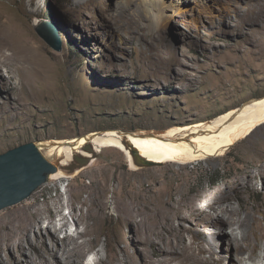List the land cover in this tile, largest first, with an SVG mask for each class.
I'll return each mask as SVG.
<instances>
[{
  "label": "rangeland",
  "instance_id": "rangeland-1",
  "mask_svg": "<svg viewBox=\"0 0 264 264\" xmlns=\"http://www.w3.org/2000/svg\"><path fill=\"white\" fill-rule=\"evenodd\" d=\"M99 1L94 6L84 0H0V11L31 12L28 27L47 54L43 78L48 85L44 92L25 101L19 99L20 93L9 96L0 86V154L29 142L41 144L93 131L161 134L173 125L209 121L264 96V20L243 27L236 18L239 13L252 16L257 0H176L182 11L179 9L169 24L166 19L151 25L148 36V30L137 27V21L131 19L129 24L124 19L129 16L121 11L117 15L120 0ZM43 19L56 23L62 51L53 49L37 33L35 25ZM130 27L135 30L130 32ZM41 149L48 156V151ZM148 159L136 157L134 169L123 151L97 149L90 143L76 152L69 164L64 165L62 159L54 162L65 171L63 179L49 180L30 197L0 210V219L27 204L39 201L43 207L47 203L44 223L30 236L40 248L54 243L53 231H46L50 221L58 226L66 222L58 233L60 238L72 234L88 243L86 253L96 255L84 264H125L127 247L141 264L137 228L142 216L137 215L133 223L123 222L115 203L129 198L130 183L154 192L168 189L158 180L171 177L176 187L187 182L199 192L227 183L232 190L233 182L246 176L242 167L254 165V188H244V198L250 207L264 199V174L257 167L264 163V125L232 146L228 154L187 167ZM127 173L129 179L125 180ZM167 198H174L176 207L182 201L180 193ZM234 205L241 207L239 201ZM91 211L102 216L97 234L82 236L88 225L78 219ZM258 216L264 223V213L258 212ZM174 224L178 227L180 220ZM212 230L220 231L219 252L229 257L227 230ZM164 233L168 235L167 230ZM192 241V234L186 232V243ZM23 243L38 257L30 240L24 237ZM257 243V249L247 250L246 256L264 262V237ZM154 250L155 246L148 247V254ZM3 257L9 264H27L16 263L24 255L11 248H5ZM50 258L55 264L57 258Z\"/></svg>",
  "mask_w": 264,
  "mask_h": 264
},
{
  "label": "bare ground",
  "instance_id": "bare-ground-1",
  "mask_svg": "<svg viewBox=\"0 0 264 264\" xmlns=\"http://www.w3.org/2000/svg\"><path fill=\"white\" fill-rule=\"evenodd\" d=\"M84 1L85 4L94 6L100 2ZM175 1L120 0L117 15L121 11L122 14L129 16L130 19L124 17L129 24L131 19L137 21V27L148 30L146 32L148 36L152 33L151 25L159 24L166 19L169 20L167 22L169 24L172 16L182 9L178 5L180 1L177 3ZM31 16V12L25 9H20L19 13L12 10L0 11V86L9 96L12 92L20 93L19 99L23 101L31 99L32 94L39 95L41 90L48 87L43 78L47 70V54L29 30L28 21ZM236 18L242 22L243 27L259 25V21L264 20V0L256 1L252 16L239 13ZM142 20L145 23H142ZM134 30L133 27L129 28L130 32ZM262 125L264 96L231 108L209 121L173 125L167 128V132L161 134L145 131L141 134L116 130L101 133L93 131L83 136L52 139L39 145L48 151L51 161L62 159L64 165L75 158L76 152L93 143L97 149L112 147L123 151L134 169L136 157L142 156L152 161H171L187 167V164L208 157L228 154L232 146L248 138ZM125 137L129 139L127 144L124 143ZM237 159L245 157L238 156ZM257 167L261 174H264V163L258 164ZM252 169L257 168L254 165L242 167L241 171L246 176L238 177L232 184V190L227 183L226 186H215L213 189L199 192L195 186H189L187 182H182L176 187L171 177L158 180L159 183L167 184L168 189L160 188L154 192L146 188H136L130 183L129 198L123 203L115 200V203L117 210L121 212L123 222L133 223L137 215L142 216L138 224L139 230L137 228L139 253L142 256L140 263L172 264L173 261H178L176 264H226V262L236 264L239 261L240 264H264L261 258L257 260L253 255L246 256V251L254 252L257 249V240L264 237V223L258 216V212L264 213V199L250 207L243 194L244 188H254L255 172H252ZM128 175L129 173L123 179L128 180ZM65 176L63 168L58 166L57 172L52 174L49 180L58 181ZM176 193L182 196L178 207L175 206L174 198L172 200L167 198V195L173 196ZM192 193L196 194V197ZM235 201H239L240 208L234 205ZM226 202L229 204L223 205ZM46 204L42 207L41 203L36 201L21 207L13 214L1 217L0 264H9L3 257L6 247L24 255L22 261L16 260V263L52 264L50 258L52 256L57 258L55 264H84L88 261L90 255L86 253L88 246L86 241L81 242L78 237L68 233L64 238L58 235L67 225L66 222L58 226L57 222L50 221L46 227L47 232L53 231L54 243L51 246L47 245L42 249L31 238L36 227L44 223V214L49 209ZM222 214L227 217H222ZM195 215L198 217L194 218ZM101 219L102 216L94 211L82 219L79 218V221L84 220L88 225L87 230L81 232V235L97 234L98 222ZM176 219L180 220L178 227L174 224ZM90 220L93 221V225L90 224ZM228 227L232 230L228 231ZM212 228L227 230L229 257L220 254V231H213ZM165 230L168 231V235H165ZM186 232L193 236L191 244L186 243ZM24 237L30 240L32 248L37 249L38 257L29 253L26 244L23 243ZM153 246L155 250L148 254V247ZM124 252L125 264H137V258L129 253L128 247L124 248ZM102 264L106 262L102 261Z\"/></svg>",
  "mask_w": 264,
  "mask_h": 264
},
{
  "label": "water",
  "instance_id": "water-1",
  "mask_svg": "<svg viewBox=\"0 0 264 264\" xmlns=\"http://www.w3.org/2000/svg\"><path fill=\"white\" fill-rule=\"evenodd\" d=\"M35 27L40 37L53 49L63 50L62 37L54 20H40ZM128 140L125 137L124 143L127 144ZM57 170L58 165L43 153L36 142L20 145L0 154V210L30 197Z\"/></svg>",
  "mask_w": 264,
  "mask_h": 264
},
{
  "label": "trees",
  "instance_id": "trees-1",
  "mask_svg": "<svg viewBox=\"0 0 264 264\" xmlns=\"http://www.w3.org/2000/svg\"><path fill=\"white\" fill-rule=\"evenodd\" d=\"M59 1V0H58Z\"/></svg>",
  "mask_w": 264,
  "mask_h": 264
}]
</instances>
